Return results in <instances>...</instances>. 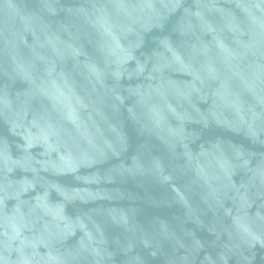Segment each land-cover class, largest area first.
<instances>
[{
	"label": "water",
	"instance_id": "95a60500",
	"mask_svg": "<svg viewBox=\"0 0 264 264\" xmlns=\"http://www.w3.org/2000/svg\"><path fill=\"white\" fill-rule=\"evenodd\" d=\"M0 264H264V0H0Z\"/></svg>",
	"mask_w": 264,
	"mask_h": 264
}]
</instances>
